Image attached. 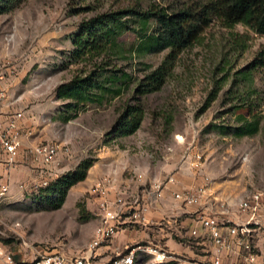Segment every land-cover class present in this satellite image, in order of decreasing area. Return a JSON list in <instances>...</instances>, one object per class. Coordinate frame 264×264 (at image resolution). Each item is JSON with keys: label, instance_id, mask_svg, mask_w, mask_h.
Wrapping results in <instances>:
<instances>
[{"label": "rangeland", "instance_id": "1", "mask_svg": "<svg viewBox=\"0 0 264 264\" xmlns=\"http://www.w3.org/2000/svg\"><path fill=\"white\" fill-rule=\"evenodd\" d=\"M204 2L22 0L0 14V90L6 94L0 107L24 113L33 132L27 142H51L59 152L49 170L21 166L14 172L12 190L0 204V244L13 253L15 264H30L36 250L77 253L92 237L103 197L126 206L144 198L151 211L162 213L153 220L146 217L145 224L124 225L119 234L126 237L113 243L117 233L105 255L156 246L168 256L162 264H186L205 253L189 235L194 214L170 216L174 191L207 181L212 196L231 206L264 187V34L211 19L196 41L176 53L161 87L142 96L135 94L139 81L170 49L138 48L142 39L133 14L123 17L130 28L118 38L119 55L104 52L70 63L72 36L84 21L115 11L194 10ZM158 27V19L151 17L146 35ZM98 62L107 72L129 75L121 95L101 106L89 104L63 121L68 100L58 98L56 88ZM240 71L250 75L244 78ZM137 101L144 109L138 129L124 137L107 135L124 107ZM248 113L260 116L257 132L235 135L239 114ZM87 158L95 161L85 178L67 190L58 208H51L43 189ZM170 176L174 179L168 182ZM136 260L157 264L145 252H137Z\"/></svg>", "mask_w": 264, "mask_h": 264}, {"label": "built area", "instance_id": "2", "mask_svg": "<svg viewBox=\"0 0 264 264\" xmlns=\"http://www.w3.org/2000/svg\"><path fill=\"white\" fill-rule=\"evenodd\" d=\"M2 78L3 74H0V80ZM5 95L0 90V100ZM32 133L31 127L24 123L23 112L7 110L0 114V204L10 191L13 168L23 165L49 170L56 160L58 146L51 142H27L26 137ZM197 159L195 165L200 162L199 155ZM173 179L170 176L168 182ZM172 196L184 206L195 207L191 212L194 224L189 235L197 240L205 253L202 259H191L186 264H264V187L249 192L231 206L212 196L207 181L174 191ZM114 203L104 197L99 202L98 223L92 237L77 253L36 250L31 253L30 264H137V252L152 255L157 264L167 261L168 256L161 248L140 245L115 253L106 262L99 261L98 248L110 244L124 225L145 224L151 207L144 198L136 199L130 206H126V202ZM0 259L6 264H15L13 253L1 244Z\"/></svg>", "mask_w": 264, "mask_h": 264}, {"label": "trees", "instance_id": "3", "mask_svg": "<svg viewBox=\"0 0 264 264\" xmlns=\"http://www.w3.org/2000/svg\"><path fill=\"white\" fill-rule=\"evenodd\" d=\"M21 1L0 0V14L13 10ZM127 12L133 14L131 21L139 27L142 40L138 48L170 49L161 63L139 81L135 88V94L138 96L161 87L173 70L176 53L196 41L211 19L221 21L226 28L231 29L236 24H243L257 33L264 34V0H205L194 10L171 13L164 9L156 12L115 11L81 23L79 30L72 36L74 48L70 54V63L92 60L104 52L119 55L118 38L130 28L129 18L123 19ZM153 16L159 21L158 30L152 35H146L149 20ZM260 61L264 62V53L261 54ZM240 74L245 78L250 72L240 71ZM128 77L126 72H107L103 63L98 62L89 72L60 84L56 88V96L68 100L64 104L63 121L72 119L79 110L89 104L101 106L120 96L122 85ZM143 115L141 102L127 104L107 135L118 138L132 134L141 124ZM238 120L240 125L236 127L235 135L252 136L257 132L260 123L258 114H239ZM94 161L92 158L83 160L74 171L66 173L43 189L50 195L48 204L51 208H58L63 203L67 190L85 178ZM53 196L56 197L55 200Z\"/></svg>", "mask_w": 264, "mask_h": 264}, {"label": "crops", "instance_id": "4", "mask_svg": "<svg viewBox=\"0 0 264 264\" xmlns=\"http://www.w3.org/2000/svg\"><path fill=\"white\" fill-rule=\"evenodd\" d=\"M7 110H9V107L6 105V104H3L1 107H0V114L1 113H3V112H6ZM23 166V165H22ZM24 168L26 167H28V166H23ZM23 168V169H24ZM20 170H22V168H21V166H20V168H18V166L17 167H15V168H13L12 170H11V173H10V191H9V193H8V196H9V194H10V192H11V190H12V180H11V176H12V174L15 172H18V171H20ZM8 196H7V198H8ZM5 200V199H4ZM3 202V201H2ZM172 202H173V204H172V215H170V216H173V217H176V215H181V214H187V213H191L192 211H193V209L191 208V206H184V205H182L180 202H177L176 200H173L172 199ZM158 206V205H157ZM160 207H161V205H160ZM177 210V211H176ZM161 214L162 213H160L159 211H157V212H155V211H151V208H150V210H149V212L146 214V217L147 218H150L151 220H153L154 218H159V216L160 217H162L161 216ZM126 237V235L125 234H119V232H118V236H117V238H116V240L115 239H113V243L114 242H117V243H121L122 241H123V239ZM112 247V245H104V246H101L100 248H98V250H97V252H98V254H99V257H98V259H99V261L100 262H106V261H108L110 258H111V256H107V255H105V253L108 251V250H110V248ZM0 264H6L3 260H1L0 259Z\"/></svg>", "mask_w": 264, "mask_h": 264}]
</instances>
